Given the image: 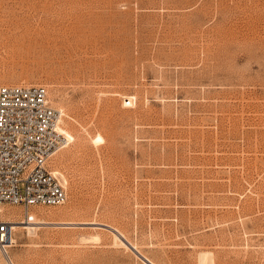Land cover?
I'll list each match as a JSON object with an SVG mask.
<instances>
[{
  "label": "rangeland",
  "instance_id": "374dc122",
  "mask_svg": "<svg viewBox=\"0 0 264 264\" xmlns=\"http://www.w3.org/2000/svg\"><path fill=\"white\" fill-rule=\"evenodd\" d=\"M0 85L73 137L13 264H262L264 0H0Z\"/></svg>",
  "mask_w": 264,
  "mask_h": 264
},
{
  "label": "built area",
  "instance_id": "2783aa9c",
  "mask_svg": "<svg viewBox=\"0 0 264 264\" xmlns=\"http://www.w3.org/2000/svg\"><path fill=\"white\" fill-rule=\"evenodd\" d=\"M58 118L44 86L0 85V204L21 205L26 215L30 207L64 204V187L49 167L52 154L65 145ZM11 234L10 224L0 221L4 253Z\"/></svg>",
  "mask_w": 264,
  "mask_h": 264
},
{
  "label": "bare ground",
  "instance_id": "6f19581e",
  "mask_svg": "<svg viewBox=\"0 0 264 264\" xmlns=\"http://www.w3.org/2000/svg\"><path fill=\"white\" fill-rule=\"evenodd\" d=\"M133 100H134V99H133ZM57 121H58V120H57ZM57 123H58V122H57ZM58 129H59V131H61V128H60L59 126H58ZM61 133H62V132H61ZM62 134H63V136H64L65 144H66L67 142L73 140V137H72L70 134L66 133L65 131H64ZM94 141H95V142H101V141H102L101 136H97V137L95 138ZM0 212H2V209H0ZM29 219H30L31 221H25L26 223H25V225H24V228L27 230L28 234H34L35 230L37 229V226H35V225H36V224H40V221L38 222V221H34V220H32V219H33L32 216H30ZM9 224H10V226L12 227V234H11V241H10V243H11L10 247H11V246L17 244L16 241H15V239H14V236H13V229H14L15 226H16V227H21V225H19V224H22V223H16V224H13V223L9 222ZM42 224H43V223H42ZM117 238H118V237H117ZM117 238H116V239H117ZM1 253H2L3 259H4V261L6 262V264H10V262H12V261L10 260L8 254H7V255H4V254H6L7 252L4 253V252L1 250ZM206 256H207V254H206V255H205V254H202V255H201V258H200L201 264H202V263L204 264L205 259H206ZM199 257H200V256H199ZM146 260H147L150 264H153V263H151L148 259H146Z\"/></svg>",
  "mask_w": 264,
  "mask_h": 264
}]
</instances>
